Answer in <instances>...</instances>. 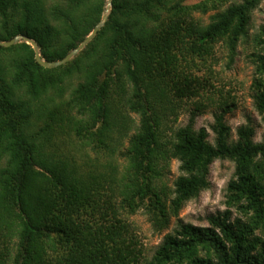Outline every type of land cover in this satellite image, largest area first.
<instances>
[{
  "label": "trees",
  "instance_id": "trees-1",
  "mask_svg": "<svg viewBox=\"0 0 264 264\" xmlns=\"http://www.w3.org/2000/svg\"><path fill=\"white\" fill-rule=\"evenodd\" d=\"M182 1L111 0L95 35L52 68L23 40L0 45V264H264L255 233H264V141L254 140V126H238L231 138L224 107L214 112L209 142L205 128L193 127L199 104L167 132L174 98L213 85L207 74L218 44L226 66L233 63L261 0H232L206 21L194 11L218 0ZM104 5L0 0V40L28 36L43 59H61ZM251 42L252 98L264 121V22ZM61 136L82 157L60 151ZM172 159L180 173L169 187L163 176ZM215 159L234 164L226 208L208 215V226L178 222L146 259L129 216L142 211L161 231L209 187ZM231 209L244 219L231 220Z\"/></svg>",
  "mask_w": 264,
  "mask_h": 264
},
{
  "label": "rangeland",
  "instance_id": "rangeland-1",
  "mask_svg": "<svg viewBox=\"0 0 264 264\" xmlns=\"http://www.w3.org/2000/svg\"><path fill=\"white\" fill-rule=\"evenodd\" d=\"M106 1V0H105ZM201 0H183L184 4H192ZM214 9H207L202 12L200 10L194 11L195 16L201 17L203 21L208 20V16L216 10L224 8L232 0H218ZM241 1V0H234ZM212 1L210 2V5ZM107 5V4H106ZM264 22V0H261L258 6L252 11L250 27L248 30V38L238 43L236 48V56L233 63L226 66V52L224 46H216L215 49V63L213 65V73L208 72L212 86L208 87L206 91L202 92L200 96L191 99L177 100L174 98V109L170 112L167 118V125L169 128L167 132L170 133L172 129L182 126L187 123L190 112L199 104H204L203 112L198 114L195 118L193 127L199 129L203 127L206 129L209 142H213L214 133L211 129V124L214 121V112L221 111L224 107H230L225 112L224 118L230 127V137L236 138V129L238 126L249 122L254 126V140L264 141V121L261 115L254 107L252 98L251 81L253 77V65L251 64L248 55L252 51L251 36L258 29L259 25ZM21 41V40H20ZM19 41V42H20ZM197 74H204V71H198ZM130 117L137 122L138 116L130 113ZM132 131V130H131ZM129 131V134L131 133ZM60 138L65 139L64 143L57 140V146L60 151L72 153L77 156V147L71 146L66 142L65 136ZM92 156V154L90 153ZM121 162V159H118ZM234 171V164L227 159H215L210 164L209 168V187L202 190L198 197L185 202L179 211L177 217H171L170 221L164 229L156 231L153 229L148 216L142 211L129 216L135 229L136 237L139 240L143 254L146 259H149L158 244L162 241L166 233H173L177 223H190L198 226H208L207 216L215 214L226 208L224 204L225 190L228 181L232 178ZM178 161L172 159L169 163L168 170L163 176L164 183L167 186H172L173 180L179 175ZM241 217L236 210L231 209V220ZM262 236L264 233L259 230L255 232Z\"/></svg>",
  "mask_w": 264,
  "mask_h": 264
},
{
  "label": "water",
  "instance_id": "water-1",
  "mask_svg": "<svg viewBox=\"0 0 264 264\" xmlns=\"http://www.w3.org/2000/svg\"><path fill=\"white\" fill-rule=\"evenodd\" d=\"M107 4V8H105ZM110 4H111V0H106L105 1V5H104V10L103 13L101 15L100 20L93 26L92 30L85 36V38L74 48H72L71 50H69L64 57H62L61 59H57V60H45L41 57L40 52H39V47L37 45V43L30 37L28 36H24V35H15L13 37H11L8 40H0V45L1 46H10L12 44H15L17 42H19L20 40L25 41L26 43L30 44L33 51H34V58L35 61L47 68H52V67H56L58 65H61L65 62H67L69 59H71L75 54H77V52H79V50H81L87 43L88 41L95 35V33L98 31V29L102 26L103 22L106 20L109 9H110ZM107 10V11H106ZM104 11H106V13H104Z\"/></svg>",
  "mask_w": 264,
  "mask_h": 264
},
{
  "label": "bare ground",
  "instance_id": "bare-ground-1",
  "mask_svg": "<svg viewBox=\"0 0 264 264\" xmlns=\"http://www.w3.org/2000/svg\"><path fill=\"white\" fill-rule=\"evenodd\" d=\"M105 8H107V5L105 6ZM107 11V10H106ZM106 11H104V13H106Z\"/></svg>",
  "mask_w": 264,
  "mask_h": 264
}]
</instances>
